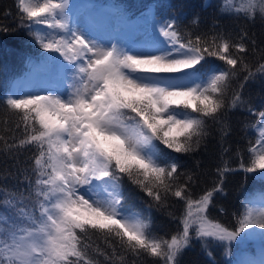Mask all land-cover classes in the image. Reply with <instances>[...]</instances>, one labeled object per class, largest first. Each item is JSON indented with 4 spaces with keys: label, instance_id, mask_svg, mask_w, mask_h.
Listing matches in <instances>:
<instances>
[{
    "label": "snow or ice",
    "instance_id": "6c2138e0",
    "mask_svg": "<svg viewBox=\"0 0 264 264\" xmlns=\"http://www.w3.org/2000/svg\"><path fill=\"white\" fill-rule=\"evenodd\" d=\"M17 11L19 26L47 54L40 60L64 76L67 94L3 97L4 124L11 115L14 127H5L11 136L0 134V152L17 157V163L20 153L34 154L23 174L28 194L0 189L6 192L0 201L5 209L0 213V264H99L89 249L108 264H180L193 240L209 257L211 244L228 256L234 245L264 243V197L259 206L253 200L242 203L244 211L233 214L234 228L209 217L215 195L224 194L227 173L264 181V110L242 95L247 83L264 78V62L253 66L248 59L264 58L255 39L243 30L235 42L223 30L193 36L181 31L182 16L157 18L151 6L128 22L150 17L163 45L132 44L99 34L90 22L80 25L69 0H17ZM220 12L264 24V0H223ZM9 30L0 25V32ZM207 57L225 67L204 71ZM237 108L255 117L245 127L258 135L248 141L247 157L237 149L238 167L225 161L213 187L194 197L189 188L196 183L194 175L180 172L178 161L163 149L194 152L210 125H219L223 141L231 131L228 112ZM125 179L149 199V209L164 210L178 221L175 232L156 235L150 216L129 210ZM171 197L182 202L179 216L170 210L176 207ZM129 256L135 259L129 262ZM243 264H264V258Z\"/></svg>",
    "mask_w": 264,
    "mask_h": 264
},
{
    "label": "trees",
    "instance_id": "16d2710c",
    "mask_svg": "<svg viewBox=\"0 0 264 264\" xmlns=\"http://www.w3.org/2000/svg\"><path fill=\"white\" fill-rule=\"evenodd\" d=\"M123 5L127 6L131 3L136 5L152 4L157 17L168 18L171 15L182 16L183 23L180 25L181 31H189L193 36L213 32L224 31L225 34H231V39L235 42L239 39L242 30L247 33V37L255 39L257 50L264 48V24L259 19L255 23L249 22L244 17H236L229 14L221 13L217 4L212 0H122ZM7 13V15H5ZM19 14L17 11V0H0V25L7 26L8 32H0V79L10 89H17L16 78L28 67L25 66L23 54L21 52V44L18 42L16 33L18 28ZM197 19V23L193 24L192 20ZM215 26V27H214ZM18 35V34H17ZM251 39L245 40V43L251 48ZM249 62L255 66L257 62H264V58L256 55H249ZM203 64V70L208 68L225 67L223 62L213 57H207ZM243 75V74H242ZM241 75V78H242ZM238 86V85H234ZM7 95L5 89L0 90V134L5 137L12 135L10 131H5V127L12 129L14 127V117L7 116L8 124H4L5 113L3 112V97ZM242 95L257 110H264V78H258L254 82H249L242 90ZM228 123L231 127L229 135L221 140L219 125H210L209 135L201 143L200 147L190 154L171 153L168 149H163V145H159L164 152L175 158L179 165V171L185 174L191 173L196 180L195 185L189 184L193 196L202 195L207 189L213 187L214 182L218 179L217 169L224 166L227 161L233 168L238 167L239 158L235 155L237 149H240L244 156L247 157V144L249 140L255 141L258 135L257 131L252 127H245L255 123V117L245 109L237 108L228 112ZM19 131L16 133L18 138ZM227 148L228 151H224ZM34 154L32 151H24L17 157L9 158L0 152V189L6 190L8 194H26L29 191L28 181L24 180L23 174L30 170L32 160L30 157ZM185 177H180V182H184ZM252 176L245 179L241 172H232L226 174L223 184L224 194L217 193L214 197L215 206H210L209 217L214 222L222 223L230 229L235 227L233 214H239L244 209L242 203L251 200L253 193L260 190V195L264 197V181L254 179ZM260 186L259 187L257 186ZM123 191L127 196L129 210L140 211L151 218V230L156 235H164L165 233L175 232L178 228V221H172L164 210L157 211L155 208L149 209V199L144 196L134 185L130 184L127 179L124 180ZM6 192L0 190V200L6 198ZM170 203L176 205L174 210L176 215L182 211V202L171 197ZM224 208L223 213L220 208ZM99 243V241H96ZM101 249L110 253L105 245L100 244ZM209 251L212 257H209L198 240L192 241V246L186 249L180 257V264H243L246 262V255L251 249H246L240 245H234L228 256L224 255L222 247L214 244L210 245ZM89 254L99 261V264H108L103 256H98L89 249ZM131 262L135 257H127Z\"/></svg>",
    "mask_w": 264,
    "mask_h": 264
},
{
    "label": "rangeland",
    "instance_id": "374dc122",
    "mask_svg": "<svg viewBox=\"0 0 264 264\" xmlns=\"http://www.w3.org/2000/svg\"><path fill=\"white\" fill-rule=\"evenodd\" d=\"M214 1L215 4H217L216 7H218L219 11H220V7L223 3V0H212V2ZM76 21L80 24V25H84L85 23H87V20H88V13L86 12L85 9H77L76 10ZM17 22H18V28L16 27V29L18 30L17 33H16V37H17V40L18 42L21 44V48L23 49V51L21 52V55L23 54V59L25 62V64L29 63V59H31V62H33L34 60L40 58L41 55H47L45 53H43V50L39 47V45H37L35 43V40H34V37L31 36L28 31L22 27H20V21H19V18H17ZM111 23L109 21V19L107 20H104L103 23L101 24V28L98 29L96 28L97 32L99 34H111L112 31L114 30H111ZM121 30V29H120ZM116 31V29H115ZM18 34V35H17ZM136 37L142 39V44L144 42H146L145 39L142 38V35L141 33H136L135 34ZM161 45V43H159ZM209 69V68H208ZM6 81L5 83H2L1 79H0V90L1 89H5L6 93L7 94H14L16 96H25L23 94V92L21 90H18V89H10V87L8 85H6ZM64 94L66 95L67 92L64 90L63 91ZM28 96V95H26ZM254 180V179H253ZM260 189V186L257 185ZM260 190H257L253 193V196H252V199L257 206H259V203H260V198L262 197L260 195ZM26 194H28V191L26 192ZM2 201V200H0ZM25 204H31V201H25ZM5 212V209L3 207V205H0V213H4ZM180 215V214H179ZM0 223H2V221H0ZM261 258H264V252L262 254H256L255 252L254 253H251L247 256L246 258V261H259Z\"/></svg>",
    "mask_w": 264,
    "mask_h": 264
}]
</instances>
